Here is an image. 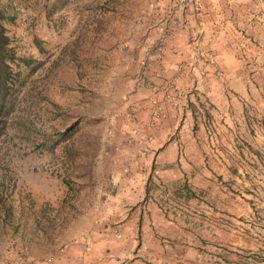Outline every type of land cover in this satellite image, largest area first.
I'll return each mask as SVG.
<instances>
[{"label": "crops", "instance_id": "obj_1", "mask_svg": "<svg viewBox=\"0 0 264 264\" xmlns=\"http://www.w3.org/2000/svg\"><path fill=\"white\" fill-rule=\"evenodd\" d=\"M182 5L141 17L93 91L111 181L84 185L90 224L16 195L0 264H264V0Z\"/></svg>", "mask_w": 264, "mask_h": 264}, {"label": "rangeland", "instance_id": "obj_2", "mask_svg": "<svg viewBox=\"0 0 264 264\" xmlns=\"http://www.w3.org/2000/svg\"><path fill=\"white\" fill-rule=\"evenodd\" d=\"M164 1L0 0L3 13L15 16L2 21L13 54L6 60L9 95L0 116V210L6 224L20 196L28 208L34 195L56 199L50 204L59 210L54 224L71 232L90 224L92 198L85 199L84 185L111 181L108 160L97 157L99 148L107 149L98 147L107 125L101 118L85 121L108 111L107 96L98 101L93 91L107 90L124 40ZM104 8L116 11L99 15ZM96 19L103 20L96 30L91 23L86 27ZM74 54L83 62L80 69Z\"/></svg>", "mask_w": 264, "mask_h": 264}, {"label": "trees", "instance_id": "obj_3", "mask_svg": "<svg viewBox=\"0 0 264 264\" xmlns=\"http://www.w3.org/2000/svg\"><path fill=\"white\" fill-rule=\"evenodd\" d=\"M109 10H113V12L116 11L115 8L112 9L104 8L101 9L99 15H103V14L105 15L106 13L109 12ZM5 20L8 22H13L15 20V16L13 14L5 15L3 11L0 9V116L2 114L5 100L9 95L8 82L10 80L11 72L9 65L6 63V60L13 59L12 50L9 48V39L5 34L6 29L2 23V21ZM89 21L90 22L85 23L86 27L88 28L89 23H91L95 25V30H96L101 25L103 20L96 19V21H92V20ZM74 58H75V62L78 64V69H80L83 62L79 60L78 56H75Z\"/></svg>", "mask_w": 264, "mask_h": 264}, {"label": "built area", "instance_id": "obj_4", "mask_svg": "<svg viewBox=\"0 0 264 264\" xmlns=\"http://www.w3.org/2000/svg\"><path fill=\"white\" fill-rule=\"evenodd\" d=\"M194 0H182V6H183V8H185L186 7V5L188 4V3H192ZM132 110H134V107H132ZM132 114L130 113V114H127L124 118L125 119H130V118H132Z\"/></svg>", "mask_w": 264, "mask_h": 264}]
</instances>
